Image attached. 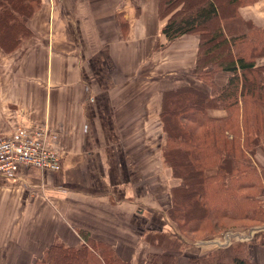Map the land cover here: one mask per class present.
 <instances>
[{
  "label": "crops",
  "instance_id": "obj_1",
  "mask_svg": "<svg viewBox=\"0 0 264 264\" xmlns=\"http://www.w3.org/2000/svg\"><path fill=\"white\" fill-rule=\"evenodd\" d=\"M158 8L159 0H41L31 36L11 52L0 46V138L47 124L61 156L59 170L0 177V264H36L55 241L83 242L80 230L138 264L154 250L142 231L171 227L179 178L162 158V92L210 87L194 73L198 35L169 41ZM241 14L264 26V0ZM252 258L264 264V247L254 245Z\"/></svg>",
  "mask_w": 264,
  "mask_h": 264
},
{
  "label": "trees",
  "instance_id": "obj_2",
  "mask_svg": "<svg viewBox=\"0 0 264 264\" xmlns=\"http://www.w3.org/2000/svg\"><path fill=\"white\" fill-rule=\"evenodd\" d=\"M257 1L159 0L169 41L198 35L194 73L210 91L183 85L162 92V158L179 183L171 188L166 211L171 227L142 231L157 251L138 264H179L180 252L238 224L260 226L249 242L190 254L188 264H263L252 258V246L264 247V167L255 158L264 154V26L241 14ZM40 5L41 0H0L4 50L14 51L31 36L27 21ZM219 71L229 73L225 84L214 80ZM80 235L78 245L51 243L36 264H133L112 243L86 230Z\"/></svg>",
  "mask_w": 264,
  "mask_h": 264
},
{
  "label": "built area",
  "instance_id": "obj_3",
  "mask_svg": "<svg viewBox=\"0 0 264 264\" xmlns=\"http://www.w3.org/2000/svg\"><path fill=\"white\" fill-rule=\"evenodd\" d=\"M58 139V133L47 124L15 126L8 136L0 138V177L16 179L29 169L59 170Z\"/></svg>",
  "mask_w": 264,
  "mask_h": 264
},
{
  "label": "rangeland",
  "instance_id": "obj_4",
  "mask_svg": "<svg viewBox=\"0 0 264 264\" xmlns=\"http://www.w3.org/2000/svg\"><path fill=\"white\" fill-rule=\"evenodd\" d=\"M261 153L262 152H260V154ZM260 154H258V156L256 155L255 158L258 162L257 164L264 167V157H262V155H260ZM263 156H264V154H263ZM261 200L263 201L262 205L264 206V195L262 196ZM259 226L260 225H258V224L254 225V226L238 224L236 229H233V230L229 229V231L220 232L219 234H216L215 237L211 238V240L209 239V240L201 241L200 243L202 245H200L198 247L189 248L191 250L187 249L185 251H183V250L182 251L186 252L187 255H188V252H189V255L193 254V253L194 254H204V253L206 254L210 251H214L216 248H219V247H226L227 246V248H228L230 246V244H233V243L237 244L240 242H249V239H247V238H249L252 233H253V235L254 234L256 235L257 234L256 232H258L257 228ZM236 234H239V235H236ZM225 238H227V240ZM153 251H157V249L154 248ZM252 251H253V246H252ZM189 255H188V257H189ZM186 260L187 259L185 258V255H184L181 262L186 264Z\"/></svg>",
  "mask_w": 264,
  "mask_h": 264
}]
</instances>
